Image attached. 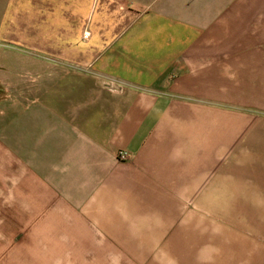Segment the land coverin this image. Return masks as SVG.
I'll return each instance as SVG.
<instances>
[{
    "label": "crops",
    "instance_id": "obj_1",
    "mask_svg": "<svg viewBox=\"0 0 264 264\" xmlns=\"http://www.w3.org/2000/svg\"><path fill=\"white\" fill-rule=\"evenodd\" d=\"M256 37L264 0H0V264H264Z\"/></svg>",
    "mask_w": 264,
    "mask_h": 264
},
{
    "label": "rangeland",
    "instance_id": "obj_2",
    "mask_svg": "<svg viewBox=\"0 0 264 264\" xmlns=\"http://www.w3.org/2000/svg\"><path fill=\"white\" fill-rule=\"evenodd\" d=\"M256 40H255V43H260V42H263L264 41V38L263 37H256L255 38ZM8 54V55H7ZM7 54H4V55H7L8 56V58L10 59V60H12L13 61V59L16 57V55L15 54H13V53H7ZM1 56H2V53H0V60H1ZM11 73L9 74V76H16L17 75V72H16V69H13V70H9ZM2 72H1V69H0V74H1ZM3 87H5V85H0V103H1V98L3 97V93H5V90L4 89H2ZM4 97H5V95H4ZM16 101H3V106H1V107H3L4 109H5V105L7 106L8 104H15L16 105ZM15 105L13 106V107H15ZM129 158V157H128Z\"/></svg>",
    "mask_w": 264,
    "mask_h": 264
},
{
    "label": "built area",
    "instance_id": "obj_3",
    "mask_svg": "<svg viewBox=\"0 0 264 264\" xmlns=\"http://www.w3.org/2000/svg\"><path fill=\"white\" fill-rule=\"evenodd\" d=\"M128 157H129L128 154L125 153V152H121V154L119 155V158H120L121 160H127Z\"/></svg>",
    "mask_w": 264,
    "mask_h": 264
}]
</instances>
